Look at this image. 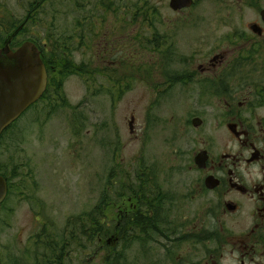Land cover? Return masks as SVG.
<instances>
[{
  "label": "flooded vegetation",
  "instance_id": "flooded-vegetation-1",
  "mask_svg": "<svg viewBox=\"0 0 264 264\" xmlns=\"http://www.w3.org/2000/svg\"><path fill=\"white\" fill-rule=\"evenodd\" d=\"M244 2L256 17L248 24V30L223 32L217 40L199 37L195 40L200 46L196 52L190 56L178 55L182 65L176 71L173 64L167 63L170 53L176 51L164 48V56L157 65L156 79H159H153L151 70L146 72L154 85L153 103L159 102L162 95H170L174 87L180 97L198 98L200 107L190 106L185 120L177 115L170 118V122L175 121L177 131L180 128L181 134H190L192 154L185 170L193 175L155 178L142 167L138 172L145 173L144 178H137V172L134 178L126 179V185L121 180L114 187L116 194L112 195L111 208L114 210L116 205L119 209V219L97 225L111 228V233L95 240L84 238L72 248L69 223L60 232L50 219L36 220L26 250L20 248L17 256L7 255L13 252H0V264H23V259L27 264H93L97 253L105 248L109 252L103 264H120L124 258L120 246L131 249L132 264H264V20L261 14L264 7L262 0ZM92 18L95 24L80 25L81 48L86 45L90 51L82 49L79 61L66 52L64 56L69 59L66 70L77 63L85 83L103 76L110 85L116 86V81L121 79L125 87H132L133 62L119 63L115 59L116 53L130 55L134 51L129 35L125 34L132 21L123 16L119 25L113 15ZM252 25L258 29L254 30ZM38 37L37 26L33 25L32 38L19 44L34 42L47 68V89L35 105L56 99L65 76L62 68L50 64L46 46ZM209 45V52L204 53ZM19 46L11 44L13 49ZM199 54L206 55L201 62ZM127 58L131 60L130 56ZM150 113L148 110L149 120ZM131 117H134L131 126L134 133L136 117ZM165 187L168 191H164ZM125 189V195L120 197L118 192ZM126 197L128 200L124 201ZM117 200L126 202L127 209L119 206ZM5 203L7 198L0 204V215L8 212L3 210ZM94 241L100 246L87 260L86 246L92 247ZM136 246L140 248L137 254ZM140 256L144 257L143 262Z\"/></svg>",
  "mask_w": 264,
  "mask_h": 264
},
{
  "label": "rangeland",
  "instance_id": "rangeland-1",
  "mask_svg": "<svg viewBox=\"0 0 264 264\" xmlns=\"http://www.w3.org/2000/svg\"><path fill=\"white\" fill-rule=\"evenodd\" d=\"M1 1L4 13L15 22L23 21L28 0ZM111 1L113 6L109 11L105 5L98 4L97 7L98 0H81L80 7L76 0H51L43 5L34 23L39 37L44 26L53 28L55 38L64 39L63 51L79 61L80 53L90 50L86 45L81 48L82 35L74 34V19L91 10L102 15L111 14L117 20L118 16H127L132 22L125 34L129 35L137 51L143 50L141 54H135L141 77L133 79L129 89L125 84L123 92L118 94V86L110 85L109 79L103 76L98 77L99 82L85 83L81 73L67 74L56 99L35 103L2 134L0 169L13 181L3 207L8 212L0 215V252L3 254L8 251L13 252L8 256H17L20 248L26 250L28 235L36 220L50 219L61 232L73 216L91 211L98 205L109 183H114L109 190L111 195L116 194V184L134 178L142 167L155 178L193 175L185 170L192 154L189 152L190 134H181L180 128L177 131L175 121L170 122V118L177 115L185 120L190 106L200 107L198 98L180 97L174 87L170 95H162L159 102L153 103L154 85L146 72L151 70L153 79H159H156L157 65L164 56V48L171 47L172 52L176 51L170 53L167 60L176 71L182 65L178 55L190 56L197 47L200 48L195 42L199 37L217 40L223 32L248 30V24L256 19L254 10L245 7L244 0H194L193 5L183 11L173 10L170 0ZM261 5L264 7V0ZM6 37L3 34V38ZM30 38L32 27L29 25L16 39V46ZM150 41L156 46L160 44L158 52ZM39 42L46 41L40 39ZM209 47L205 46L204 53L209 52ZM199 56L201 62L206 55ZM115 59L119 63L129 60L123 53H116ZM133 115L136 117L135 132L131 133L133 124L129 122ZM167 188L164 191H168ZM117 201L119 206L127 209L126 202ZM111 207L105 212L106 223L119 219V209L116 205L114 210ZM19 231L21 235H18ZM97 246L100 245L96 241L92 247L86 246L87 260L95 254ZM119 248L124 254L120 264H132L131 249ZM139 249L136 246V254ZM108 250L105 248L97 253L95 262L103 264ZM25 258L30 260V257ZM143 259L140 256V261ZM24 263L27 264L23 259Z\"/></svg>",
  "mask_w": 264,
  "mask_h": 264
},
{
  "label": "trees",
  "instance_id": "trees-1",
  "mask_svg": "<svg viewBox=\"0 0 264 264\" xmlns=\"http://www.w3.org/2000/svg\"><path fill=\"white\" fill-rule=\"evenodd\" d=\"M23 1L25 2V0H23ZM48 1H51V0H28V2H29V4H28L29 7H28V11H27L28 16L26 15L24 17L23 21H20L18 23V22H15V20H13L12 18H10V16L7 13L3 12V9L1 8V6H3V3L0 0V43H3L5 41V39L16 28H18L19 26H21L23 24V28L19 30V32L14 37V39L11 43L13 45L14 44L16 45L17 44L16 39L18 38V36L20 34H22L24 31H26L25 30L26 28H24V26L28 27L30 25L32 27L33 25H35L34 23L36 22L38 15H40L39 13H41V10H42L41 8ZM76 4L80 7L82 5L81 0H76ZM98 4L105 5V7L109 9V11H111L112 6H113V2L111 0H98V2L96 4L97 7H99ZM103 13H105V12H103ZM101 15L102 14L100 12L96 13V12H93L91 10L88 13L81 14L80 17L78 16L79 18L74 19V21L76 23V26H75L76 32L74 34L81 35V33L83 31H80L81 30L80 25L83 23L93 25L96 23V20L93 19L92 17L101 16ZM143 15H146V14H143ZM136 16H138V14ZM118 18H119V20H117V21L119 22V25H121L120 22H121L123 16H118ZM37 24H41V22H38ZM92 30H94V28H92ZM41 32L43 34H42V36L39 37V40L41 39L43 41H46V42H43V43L40 42V43L43 46H46L45 47V53H46V55H48V57L51 60L50 64H55L56 67L62 68L65 76L67 74L70 75L72 73H80V68H79V65L77 63H74V64L72 63L73 64L72 68L69 70H66V63L69 62V59H68V57L64 56L66 53L63 51L64 45H62V42L64 39H56L55 38L56 34L54 33L53 28L48 29L44 26L39 31V33H41ZM3 34L7 35V37L5 39L3 38ZM89 34H93L92 36H94V32H91ZM68 39H70V37ZM155 41H156V39L154 40V42ZM150 45L154 46V48H155L154 50L158 52L157 46H159L160 44H157V46H156L153 43H151V41H150ZM142 51H137V48H134V51H130V55L123 53L126 55V58H127V56H132L134 58L133 60L128 61L130 63L133 62L132 73H133L134 79L137 77H141V75L138 74V71H140L141 68L139 66H137V60H136L135 54H141ZM47 66H48V63H47ZM49 68H50V65H49ZM143 71H144V69H143ZM65 76H63V80H64ZM116 86H118L119 92L121 90L123 92L124 85L122 84L121 79L116 81ZM119 86H121V88ZM126 88L129 89L131 87L127 86ZM1 139H3V135H2ZM3 169L5 170L6 168L3 167ZM1 174L8 180L9 195H10L12 184H13L12 178H9L4 172H1ZM145 176H146L145 173H141V172L137 173V178H144ZM124 183L126 185L128 182L125 180ZM113 184L114 183L111 182L106 186L105 195H103L101 203L96 205L93 210L81 213V214L76 215V216H73V218L71 220H69L72 248L76 245L78 246L79 241L84 239V238L95 239V238H98L100 236L105 237L106 234L111 233V231H110L111 228L97 227V225L105 222V219L108 218V216H107V214H105V212L107 213L108 208L112 205L113 198H112L111 192L109 190L112 188ZM125 191H127V190L125 189L123 192L119 191L118 195L120 197L125 195V193H126ZM85 224H86V226H84ZM97 233H100V234L98 235Z\"/></svg>",
  "mask_w": 264,
  "mask_h": 264
},
{
  "label": "water",
  "instance_id": "water-1",
  "mask_svg": "<svg viewBox=\"0 0 264 264\" xmlns=\"http://www.w3.org/2000/svg\"><path fill=\"white\" fill-rule=\"evenodd\" d=\"M194 0H170V7L179 11L191 7ZM264 20V9L261 12ZM254 30L257 26L252 25ZM19 26L0 43V138L32 105L43 96L48 85V72L41 50L32 41H25L16 49L11 42ZM132 117L131 125L134 123ZM8 180L0 174V204L7 198Z\"/></svg>",
  "mask_w": 264,
  "mask_h": 264
}]
</instances>
